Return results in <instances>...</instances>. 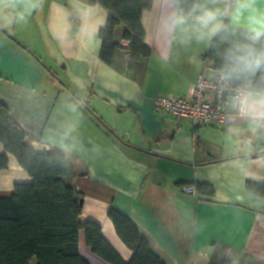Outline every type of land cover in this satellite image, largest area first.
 <instances>
[{"label": "crops", "instance_id": "crops-1", "mask_svg": "<svg viewBox=\"0 0 264 264\" xmlns=\"http://www.w3.org/2000/svg\"><path fill=\"white\" fill-rule=\"evenodd\" d=\"M109 13L89 0H0V103L37 153L68 160L67 184L83 197V221H94L128 262L134 253L109 218L114 207L131 218L165 264H264V166L247 165L226 141L223 126H193L156 109L157 98L187 96L212 77L209 51L175 43L156 0L142 15L151 56L134 60L118 48L101 60L99 32ZM123 29L116 41L123 46ZM83 106L73 112V104ZM9 167L0 171V198L30 174L0 142ZM264 154V153H262ZM211 185L213 195L183 190ZM80 253L95 255L81 231Z\"/></svg>", "mask_w": 264, "mask_h": 264}, {"label": "trees", "instance_id": "trees-1", "mask_svg": "<svg viewBox=\"0 0 264 264\" xmlns=\"http://www.w3.org/2000/svg\"><path fill=\"white\" fill-rule=\"evenodd\" d=\"M154 0H89L104 6L109 13L106 26L99 32L102 40L100 58L112 65L118 48L139 60L151 56L142 23L145 10ZM123 29L127 46L116 41V31ZM214 69L212 53L204 56ZM25 133L13 120L7 107L0 103V142L30 174L32 182L15 184L9 197L0 198V264H89L80 253L81 231L93 253L109 264H165L151 250L149 241L130 217L116 208L109 211L121 240L134 253L124 261L105 239L101 226L83 221V197L66 182L68 160L60 153H37L25 143ZM7 154L0 155V171L9 167ZM254 195H264V184L247 182ZM198 194L213 195L211 185L198 183Z\"/></svg>", "mask_w": 264, "mask_h": 264}, {"label": "clouds", "instance_id": "clouds-1", "mask_svg": "<svg viewBox=\"0 0 264 264\" xmlns=\"http://www.w3.org/2000/svg\"><path fill=\"white\" fill-rule=\"evenodd\" d=\"M175 43L210 51L226 141L247 165L264 166V0H156ZM78 100L72 111H78Z\"/></svg>", "mask_w": 264, "mask_h": 264}, {"label": "built area", "instance_id": "built-area-1", "mask_svg": "<svg viewBox=\"0 0 264 264\" xmlns=\"http://www.w3.org/2000/svg\"><path fill=\"white\" fill-rule=\"evenodd\" d=\"M205 67L209 66L204 60ZM190 94L180 97H159L155 101L156 109L173 115L178 121H187L193 126H223L226 124L225 116L221 110V103L216 92V84L212 77L203 75L199 82L192 86ZM183 190L194 196L197 190L185 186Z\"/></svg>", "mask_w": 264, "mask_h": 264}, {"label": "rangeland", "instance_id": "rangeland-1", "mask_svg": "<svg viewBox=\"0 0 264 264\" xmlns=\"http://www.w3.org/2000/svg\"><path fill=\"white\" fill-rule=\"evenodd\" d=\"M31 264H38L37 263V260L36 259H34L33 261H32V263Z\"/></svg>", "mask_w": 264, "mask_h": 264}]
</instances>
